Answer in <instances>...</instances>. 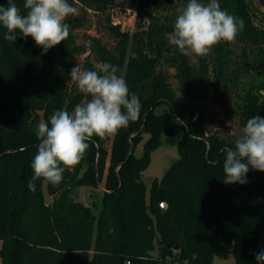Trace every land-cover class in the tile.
<instances>
[{
  "label": "trees",
  "instance_id": "1",
  "mask_svg": "<svg viewBox=\"0 0 264 264\" xmlns=\"http://www.w3.org/2000/svg\"><path fill=\"white\" fill-rule=\"evenodd\" d=\"M23 2L16 0L22 10ZM69 3L79 13L65 21L69 37L46 53L30 36L5 40L0 27V263L210 264L214 254L232 252L235 264H258L264 172L249 165L244 184L224 183L223 173L224 149L234 147L248 119L264 117V28L254 21L249 0H219L245 27L235 42H221L203 57L183 55L168 42L177 9L187 0ZM126 8L136 10L131 32L112 23V13ZM104 62L118 66L130 94L139 97L138 119L114 135L94 136L84 159L64 171L59 185L37 180L30 191L38 123L91 99L69 73L76 65L96 70ZM161 103L169 112L156 114ZM173 117L184 128L179 158L154 180L147 201L142 174L162 134L174 133ZM136 131L134 152L119 178L117 167ZM145 133L143 153L136 155ZM99 183L106 191L95 213L72 192L76 186L100 189Z\"/></svg>",
  "mask_w": 264,
  "mask_h": 264
},
{
  "label": "clouds",
  "instance_id": "2",
  "mask_svg": "<svg viewBox=\"0 0 264 264\" xmlns=\"http://www.w3.org/2000/svg\"><path fill=\"white\" fill-rule=\"evenodd\" d=\"M78 14L69 0H24L23 10L16 0H8L7 7L0 5V27L6 29L5 40L13 43L17 34L30 36L46 53L69 37L70 25L65 21ZM244 27L243 19L222 10L219 0H187L177 9L168 42L183 55L203 57L221 42H235ZM118 72V66L108 62L98 64L96 70H82L79 65L71 69V80L91 99L75 105L71 113L56 110L48 121L38 123L35 135L39 144L31 163L34 174L28 183L30 191H36L37 180L59 185L64 171L84 159L94 136L114 135L138 119L139 97L130 94ZM224 152V183H246L249 165L264 172V117L248 119L234 147ZM245 159L247 163L242 162ZM256 260L264 264V250L256 254Z\"/></svg>",
  "mask_w": 264,
  "mask_h": 264
},
{
  "label": "rangeland",
  "instance_id": "3",
  "mask_svg": "<svg viewBox=\"0 0 264 264\" xmlns=\"http://www.w3.org/2000/svg\"><path fill=\"white\" fill-rule=\"evenodd\" d=\"M249 3L252 7L253 12L256 15V17H254V21L260 27L264 28V5L262 4L261 0H249ZM135 26L136 14L133 17L126 18L123 28L131 32L135 29ZM165 112H169V106L166 103L159 104L155 109L156 114H162ZM172 120L174 125V133L162 134L161 143L151 151L150 162L142 174V180L146 187L147 201H149L151 188L153 186L154 180L156 178L160 180L166 173L167 169L171 166V164L179 158L178 141L182 138L184 134V128L180 121H178L176 118L173 117ZM148 137L149 134L145 133L143 140L137 145L135 149L136 155H141L143 153L144 143L148 139ZM101 184L103 185V183ZM72 195L75 199L90 204L94 207V209H97V211L100 209L99 207L101 206L102 199L101 189H90V187L86 186H76L72 192ZM46 200L48 202H52L53 200V197L47 194V192ZM152 254L156 256L159 255V248L157 245L156 248L152 251ZM182 263L189 264L186 260H184ZM125 264H130V261L127 259L125 261ZM171 264H180V262H171ZM210 264H235V257L232 252H229L225 256L214 254L212 256Z\"/></svg>",
  "mask_w": 264,
  "mask_h": 264
},
{
  "label": "water",
  "instance_id": "4",
  "mask_svg": "<svg viewBox=\"0 0 264 264\" xmlns=\"http://www.w3.org/2000/svg\"><path fill=\"white\" fill-rule=\"evenodd\" d=\"M145 121H146V118H144V122H143L142 127L145 125ZM138 132H139V131H136L135 133H133V134L131 135V137H130V144H131V146H130V150H129V152H128V155L126 156L125 160L122 161V162L118 165V167H117V172H118V176H119V178H121V176H120V174H119V168H120V166L123 165V164L129 159V157L131 156V154L134 152L135 144H134V141H133V139H132V136H133L134 134L138 133ZM0 156H1V154H0ZM98 157H99V152H98V154H97L96 165L98 164ZM99 187H100V189H101L102 191H106V189L104 188V186H103L101 183H99ZM101 207H102V204H101V206H100L99 208H101ZM160 207H161V213H162V215H165V214H166V211H167V208H168V204H167L165 201H163V202L160 203ZM99 208H98V209H99ZM94 211H95V213H98V212L100 211V209H99L98 211H97V209H94Z\"/></svg>",
  "mask_w": 264,
  "mask_h": 264
},
{
  "label": "built area",
  "instance_id": "5",
  "mask_svg": "<svg viewBox=\"0 0 264 264\" xmlns=\"http://www.w3.org/2000/svg\"><path fill=\"white\" fill-rule=\"evenodd\" d=\"M135 9L132 8H126L121 10L120 12H113L112 13V23L114 25H120V26H124L125 24V20L128 17H133L135 16Z\"/></svg>",
  "mask_w": 264,
  "mask_h": 264
}]
</instances>
